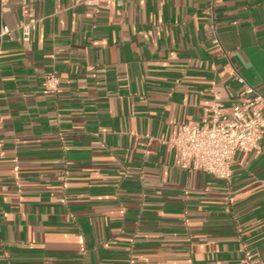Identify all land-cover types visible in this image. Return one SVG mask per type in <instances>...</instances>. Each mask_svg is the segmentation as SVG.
Masks as SVG:
<instances>
[{"label": "crops", "instance_id": "obj_1", "mask_svg": "<svg viewBox=\"0 0 264 264\" xmlns=\"http://www.w3.org/2000/svg\"><path fill=\"white\" fill-rule=\"evenodd\" d=\"M9 0L0 26V264H264V130L229 181L168 146L213 95L264 96V0ZM35 20L23 44L18 27ZM60 91L44 95L46 74ZM264 115V108L262 109Z\"/></svg>", "mask_w": 264, "mask_h": 264}, {"label": "built area", "instance_id": "obj_2", "mask_svg": "<svg viewBox=\"0 0 264 264\" xmlns=\"http://www.w3.org/2000/svg\"><path fill=\"white\" fill-rule=\"evenodd\" d=\"M110 0H80V4L88 6L94 13L104 9ZM209 1L210 25L208 40L219 45L217 27L214 16L215 0ZM9 0H0V14L8 10ZM35 20L18 27L23 44L30 41L31 27ZM7 26H0V40L9 35ZM239 100L230 110L225 109L219 97L213 95V103L208 108L207 125L182 124L176 135L168 142L175 152L178 167L184 171L200 172L215 179L229 181L232 176L234 157L241 151H254L259 148L258 136L264 130V96L248 85L241 77ZM59 78L53 72L43 78L41 92L44 95L58 93ZM242 264H263L259 260L246 257Z\"/></svg>", "mask_w": 264, "mask_h": 264}]
</instances>
